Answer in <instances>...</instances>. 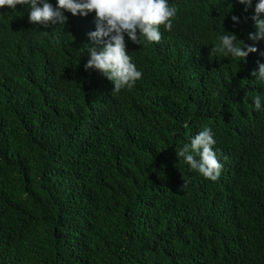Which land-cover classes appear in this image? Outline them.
<instances>
[{"label":"trees","instance_id":"1","mask_svg":"<svg viewBox=\"0 0 264 264\" xmlns=\"http://www.w3.org/2000/svg\"><path fill=\"white\" fill-rule=\"evenodd\" d=\"M257 2L168 0L159 43L125 33L142 78L118 93L85 67L94 12L45 27L0 9V264H264ZM224 32L258 51L212 55ZM205 127L216 181L177 156Z\"/></svg>","mask_w":264,"mask_h":264},{"label":"clouds","instance_id":"2","mask_svg":"<svg viewBox=\"0 0 264 264\" xmlns=\"http://www.w3.org/2000/svg\"><path fill=\"white\" fill-rule=\"evenodd\" d=\"M239 3L252 6V0H239ZM17 5L29 6L30 22L45 27L64 25L67 22L65 11L73 16L84 17L94 12L96 30L89 33V38L95 46L88 48L90 59L85 67L86 70L95 69L111 81L114 85L113 92L116 93L124 88L132 89L142 78V73L132 63L126 50L125 33L135 44L142 45L144 40L159 43L162 39L161 26L171 31L172 21L177 14L176 7H170L168 0H57L58 7H53L48 0H0V9H16ZM262 16L264 0H258L255 4V15L252 17L257 31L249 34V39L253 41L264 39ZM232 19L238 22L237 17L233 16ZM219 41L218 45L212 47V55L222 53L226 57L230 55L235 60L245 62L249 54L258 51L256 47L238 41L234 33L224 32ZM239 42H243V46ZM258 69V73L253 72L252 75L264 80V64H259ZM253 103L256 110H259L261 97L255 96ZM214 144L211 128L205 127L191 139L190 145L177 152V156L183 157L190 168L198 171L204 178L216 181L223 166L213 150ZM192 153L199 155L200 159L197 160ZM185 187L187 181L182 186Z\"/></svg>","mask_w":264,"mask_h":264}]
</instances>
